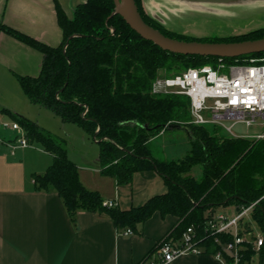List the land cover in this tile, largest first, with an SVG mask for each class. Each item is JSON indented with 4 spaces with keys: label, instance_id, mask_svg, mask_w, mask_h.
<instances>
[{
    "label": "trees",
    "instance_id": "16d2710c",
    "mask_svg": "<svg viewBox=\"0 0 264 264\" xmlns=\"http://www.w3.org/2000/svg\"><path fill=\"white\" fill-rule=\"evenodd\" d=\"M62 41L48 46L0 22L4 33L42 55L36 77L19 76L17 81L32 104L39 105L63 123L81 128L98 146L97 165L102 176L127 185L136 172L154 170L167 187L166 193L150 198L139 207L120 210L106 206L99 193L86 189L78 169L68 157L63 142L44 132L36 123L2 110L24 131L30 145L38 144L52 157L42 174L32 175L36 191H55L73 222L78 211L105 214L118 230L135 231L158 212L174 216L176 224L159 241L178 244L193 228L202 253H221L225 264H234L223 246L234 240L232 233L217 236L205 232L207 221L218 208H242L264 195V139L234 138L213 125L192 124L189 98L183 95L154 94L152 84L189 68L215 66L218 58L183 56L161 50L142 39L114 12L113 0H85L68 17L53 0ZM146 24L164 36L191 42H241L264 37V28L240 36L194 38L167 30L148 16L141 0H135ZM252 57L264 58V53ZM243 58L222 59L230 64ZM170 125L186 129L190 148L179 160L156 159L150 142ZM182 130V129H181ZM199 167L198 177L189 175ZM250 222H240L238 236L244 238L236 264H264V201L251 210ZM254 225L263 244L255 249ZM215 237L219 243H215ZM201 253V254H202Z\"/></svg>",
    "mask_w": 264,
    "mask_h": 264
},
{
    "label": "crops",
    "instance_id": "0c3cea01",
    "mask_svg": "<svg viewBox=\"0 0 264 264\" xmlns=\"http://www.w3.org/2000/svg\"><path fill=\"white\" fill-rule=\"evenodd\" d=\"M57 1L68 17H72L78 4L85 2ZM141 2L148 16L174 32L194 38L219 37L246 26H252L253 30L264 28L263 22L256 21L259 15L264 14V0ZM188 12L194 14L189 15ZM203 14L208 18L214 16L219 20L218 25L201 31L203 27L198 28L193 19L195 15ZM172 18L181 24L174 26L169 22ZM0 22L51 47L62 41L53 0H0ZM41 62L42 55L38 51L0 33V111L24 115L21 112L23 104L32 103L24 95L17 77H36ZM10 121L6 114L0 113V123ZM164 135L165 132H161L150 145ZM185 135L188 152L189 137L186 132ZM14 136V132L0 127V264H137L176 224V217H161L158 212L130 234H126L127 229H116L105 214L78 211L72 222L55 191H36L33 187L32 175L42 174L51 164L52 157L42 149L32 151L33 144L12 153L8 144ZM78 177L86 189L96 191L104 202L113 203L123 211L139 207L167 191L163 178L154 170L134 173L127 185H117L114 179L102 176L98 166L79 168ZM233 209L220 208L223 213ZM172 264L225 263L213 255L202 253L180 255Z\"/></svg>",
    "mask_w": 264,
    "mask_h": 264
},
{
    "label": "built area",
    "instance_id": "2783aa9c",
    "mask_svg": "<svg viewBox=\"0 0 264 264\" xmlns=\"http://www.w3.org/2000/svg\"><path fill=\"white\" fill-rule=\"evenodd\" d=\"M151 91L154 94L188 97L190 122L194 125H213L234 138L264 139V58L251 57L243 62L235 60L230 64L218 58L215 66L203 65L169 77L157 78ZM258 119L262 121L263 132L252 137L237 136L233 133V126L241 124L247 128L253 127ZM225 122L230 124L227 126ZM0 127L15 133L8 144L12 153L17 149L30 147L23 129L17 122H1ZM261 200L264 201V195L231 218L219 213L206 223L205 232L210 235L232 233L234 240L225 244L223 251L234 258V264L240 244L244 242V238L238 236L241 230L240 222H250L251 210ZM104 205L110 207L113 203L104 202ZM130 233V230L126 231V234ZM254 234L256 239L253 245L257 250L262 246L263 239L259 232ZM214 241L219 243L216 237ZM201 253L195 231L188 228L178 244L162 243L155 253L147 255L137 264H172L180 255ZM214 257L224 262L221 253H216Z\"/></svg>",
    "mask_w": 264,
    "mask_h": 264
},
{
    "label": "rangeland",
    "instance_id": "374dc122",
    "mask_svg": "<svg viewBox=\"0 0 264 264\" xmlns=\"http://www.w3.org/2000/svg\"><path fill=\"white\" fill-rule=\"evenodd\" d=\"M166 6L172 7L168 4H166ZM187 14L191 15L194 13L188 12ZM187 14H185V16ZM206 16L207 15L204 14L199 16L195 15V18L193 19V21L197 23L196 25L198 26V28L203 27L202 30L199 29L201 31L211 30L213 27H215L216 24L218 25L219 23L218 22L219 20L213 18L214 16H211L210 18ZM188 18L192 20L190 16ZM256 21L264 23V14L259 15V17L256 18ZM169 22L171 24H174V26L181 24V21H177L175 18L169 19ZM164 27L167 30L172 31L171 28L168 29L166 26ZM256 28H259V26ZM253 29L254 28H252V26H246L245 29H241L235 32L233 30L231 34H224L219 37L240 36L253 31ZM22 108L23 111L21 112H24L23 113L24 115H20V116H24L27 119H29V121L36 123L44 132L50 134L53 138L63 142L62 145L66 150L68 159L71 162H73V164H75L77 169L83 167L90 169L98 166L97 165L98 146L93 140H91L86 136V134L81 128H79L75 124L63 123L59 117L55 116L52 112L39 105L23 104ZM261 122H262L261 119L260 120L258 119L256 125L248 128L245 127L244 125L237 124L232 127V131L237 136L252 137L256 135V133L263 132V127L261 125ZM225 124L228 126L230 123L225 122ZM187 139L188 138L185 135V132L181 130H167L164 136H161L157 138L154 142H152V144L150 145L151 153L156 159L159 160L182 159L183 156L186 155V152L188 150ZM40 149H42L41 146L35 143L33 144L31 150L35 151ZM78 166L80 167L78 168ZM199 173H200V168L194 167L192 168L189 175L193 177H198ZM219 213H223L220 210V208L215 210V215ZM223 214H225L228 218H231L236 214V212L233 209V211L232 210L227 211ZM254 232H259L258 228L255 225H254Z\"/></svg>",
    "mask_w": 264,
    "mask_h": 264
},
{
    "label": "water",
    "instance_id": "95a60500",
    "mask_svg": "<svg viewBox=\"0 0 264 264\" xmlns=\"http://www.w3.org/2000/svg\"><path fill=\"white\" fill-rule=\"evenodd\" d=\"M195 3H225L237 0H185ZM115 8L114 14L120 15L126 24L136 32L142 39L153 43L163 51L183 56L212 57L220 59H250L254 54L264 53V37L257 40H247L241 42H198L179 41L164 36L158 30L145 23L141 17L135 0H113ZM155 20V19H154ZM157 21V20H156ZM160 23V22H159ZM185 128L170 125L169 130ZM187 133V132H186Z\"/></svg>",
    "mask_w": 264,
    "mask_h": 264
},
{
    "label": "bare ground",
    "instance_id": "6f19581e",
    "mask_svg": "<svg viewBox=\"0 0 264 264\" xmlns=\"http://www.w3.org/2000/svg\"><path fill=\"white\" fill-rule=\"evenodd\" d=\"M194 68V67H193Z\"/></svg>",
    "mask_w": 264,
    "mask_h": 264
}]
</instances>
